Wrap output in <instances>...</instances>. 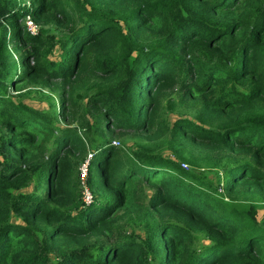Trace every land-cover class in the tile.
<instances>
[{"label": "trees", "instance_id": "trees-1", "mask_svg": "<svg viewBox=\"0 0 264 264\" xmlns=\"http://www.w3.org/2000/svg\"><path fill=\"white\" fill-rule=\"evenodd\" d=\"M260 208L264 0H0V264H264Z\"/></svg>", "mask_w": 264, "mask_h": 264}, {"label": "rangeland", "instance_id": "rangeland-1", "mask_svg": "<svg viewBox=\"0 0 264 264\" xmlns=\"http://www.w3.org/2000/svg\"><path fill=\"white\" fill-rule=\"evenodd\" d=\"M13 46L10 45V52H13L12 54L14 55V58L16 59V61L19 63V54L18 52H16L15 50H13ZM61 53V50L57 47L56 50L54 51V53L52 55H50L51 59H57L59 58V54ZM29 86H25V87H21L20 91H13L12 92V96L13 98L15 97L16 101H20L23 100V102H27L31 105H33L34 107L37 108H42V109H49L50 105H49V99L46 98L45 96H43L40 93H37V91H39V89L36 88H28ZM45 92H48V89L45 88L44 89ZM57 96V95H56ZM56 102H58V98L55 99ZM179 108H181V106H179ZM179 113L178 112H171L169 114V120L170 122H174L178 117H179ZM117 141H119V145H124L126 147H133L134 145V140H125L124 144L122 140H118V138L116 139ZM91 152V151H89ZM93 153V152H92ZM94 154V153H93ZM163 154L165 156L169 155L171 156V158H174V155L171 154V152L164 151ZM183 165V163H182ZM189 164L186 163V166H183L185 168L189 167ZM188 169V168H187ZM199 169V168H197ZM201 170H205L206 171V175H208L211 178L215 177V173L217 170L221 171V174H223V166H214V167H209L206 165H202V168H200ZM91 171H92V175H93V182L91 184H89V188L91 190V192L94 195V200L95 199H99V200H103V196H101V192H102V174H101V166L98 163L97 160H94V162L91 165ZM26 191H30L32 190V187H28L25 189ZM90 206V205H87ZM264 217V208H260L259 212H258V218L260 220H262V218ZM12 220H16V221H21V218H16L13 217ZM23 221V220H22ZM131 230V228L128 226L127 227V232H129Z\"/></svg>", "mask_w": 264, "mask_h": 264}, {"label": "built area", "instance_id": "built-area-1", "mask_svg": "<svg viewBox=\"0 0 264 264\" xmlns=\"http://www.w3.org/2000/svg\"><path fill=\"white\" fill-rule=\"evenodd\" d=\"M26 27H27V30L33 35H36L39 33L40 26L37 23H35L31 17H28L26 19ZM113 144L118 146L120 143L119 141L114 140ZM93 155L94 154L92 152H89L87 155V158L85 159V161H83V163L80 166V179L82 182V196H83V200L86 206L92 205L94 203V195L91 192L89 185H88V179L90 175L89 173L90 164H91V159ZM183 166H186V163H183Z\"/></svg>", "mask_w": 264, "mask_h": 264}]
</instances>
